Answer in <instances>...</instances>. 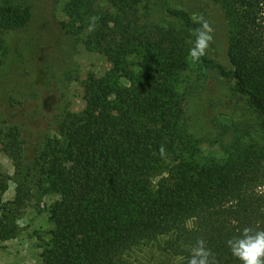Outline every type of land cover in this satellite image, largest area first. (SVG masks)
Listing matches in <instances>:
<instances>
[{"label":"trees","instance_id":"trees-1","mask_svg":"<svg viewBox=\"0 0 264 264\" xmlns=\"http://www.w3.org/2000/svg\"><path fill=\"white\" fill-rule=\"evenodd\" d=\"M92 1L70 0L71 25L87 27L97 18L86 47H99L128 86L110 74L90 76L84 108L59 125L63 160L55 153L47 156L51 162L47 153L39 157L58 196L41 263L186 264L191 247L204 239L219 264H241L226 241L245 226L264 228V152L199 159L172 99L177 65L200 26L192 17L201 8L171 0H105L115 14L103 20L93 16ZM206 1L225 24L227 63L207 53L198 63L231 83L232 92L261 116L264 133V0ZM29 20L28 8L0 0V63L8 34ZM128 57L137 60V72L127 69Z\"/></svg>","mask_w":264,"mask_h":264},{"label":"rangeland","instance_id":"rangeland-1","mask_svg":"<svg viewBox=\"0 0 264 264\" xmlns=\"http://www.w3.org/2000/svg\"><path fill=\"white\" fill-rule=\"evenodd\" d=\"M171 1L201 8L196 16H203L214 29L207 54L226 64L220 10L206 0ZM13 2L29 9L30 20L23 30L8 34V53L0 63V264H42L40 254L54 229L58 196L50 190L39 157L47 153L45 161L51 162L47 156L55 153L63 160L59 125L84 108L83 86L90 76L110 74L122 86L128 83L99 47H86L88 26L71 25L70 0ZM91 12L103 20L115 14L105 0L92 1ZM191 42L192 38L189 50ZM189 50L177 65L172 99L181 113L180 127L195 141L198 158L224 160L239 151L264 152L261 116L232 92L231 83L193 62ZM127 62V69L137 72V60L128 57ZM65 157L69 164L70 154Z\"/></svg>","mask_w":264,"mask_h":264},{"label":"clouds","instance_id":"clouds-1","mask_svg":"<svg viewBox=\"0 0 264 264\" xmlns=\"http://www.w3.org/2000/svg\"><path fill=\"white\" fill-rule=\"evenodd\" d=\"M193 22L200 25L193 30L195 37L193 46L189 50V58L193 62L204 57L214 41V29L203 16L192 17ZM97 28V18L92 17L88 24V31L94 32ZM161 156L166 154L165 148H160ZM191 227V226H189ZM231 255L241 264H264V228L245 226L238 234L226 241ZM186 264H219L213 251L207 246L204 239H198L190 249Z\"/></svg>","mask_w":264,"mask_h":264}]
</instances>
